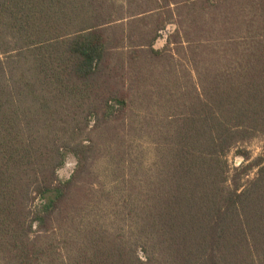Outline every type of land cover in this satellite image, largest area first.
<instances>
[{
	"label": "trees",
	"instance_id": "1",
	"mask_svg": "<svg viewBox=\"0 0 264 264\" xmlns=\"http://www.w3.org/2000/svg\"><path fill=\"white\" fill-rule=\"evenodd\" d=\"M97 1L0 0V264H264V152L247 147L264 142V0H168L182 29L156 49L160 21L145 67L179 37L196 80L167 70L153 167L138 142L121 223L51 240L90 175L97 135L120 134L135 100L124 87L101 90L120 41L99 23ZM117 143L112 152L126 148ZM70 155L75 170L61 178Z\"/></svg>",
	"mask_w": 264,
	"mask_h": 264
},
{
	"label": "rangeland",
	"instance_id": "2",
	"mask_svg": "<svg viewBox=\"0 0 264 264\" xmlns=\"http://www.w3.org/2000/svg\"><path fill=\"white\" fill-rule=\"evenodd\" d=\"M168 4V0L97 1L99 23L108 26L112 42L120 41L118 47L114 46L116 48L111 55L113 62L108 66V75L100 79L101 90L104 92L115 87H124L135 92V100L127 119L115 124V129L120 131V134H114L112 128H103L101 134L97 135L100 146L90 175L84 177L81 187L67 202L70 217L68 224L63 226L51 240L62 244L68 240L69 244H72L77 239V227L84 223L95 222L100 225L106 223L115 227L121 223L116 213L123 201L122 191L128 189L131 179L138 171L135 161L139 150L138 142L144 144V148L147 149L145 161H148L149 171L152 170L155 159L154 142L158 139L154 124L162 114L158 106V91L163 87L165 77L168 75L167 70L174 67L172 78L183 85L196 80L195 76L192 78V74L190 77L191 66L186 60L184 51L181 50L179 37L170 50L164 51L159 60L151 59L149 63L152 65L145 67V59L149 56L150 42L156 28L162 22L163 25H167L153 44L154 48L161 50L166 44L168 35L177 28L182 29L181 6ZM172 21L174 23H171ZM122 37L124 39L121 42ZM133 49L140 50L139 58L132 59L129 56V52ZM142 67L144 73L141 72ZM118 141H124L126 148L112 152L109 148L110 144L113 143L111 147L113 148L117 146L114 144H118ZM247 147L255 157L264 152V142L260 139L248 143ZM230 158L232 165H240L244 162L242 157L234 154H231ZM76 163L75 157L70 155L64 167L58 171V175L61 178L70 177ZM128 194L127 191L125 195Z\"/></svg>",
	"mask_w": 264,
	"mask_h": 264
}]
</instances>
